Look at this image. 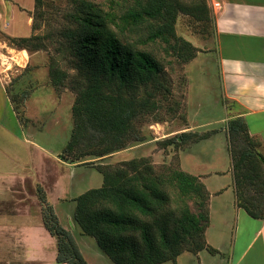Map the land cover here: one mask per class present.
Instances as JSON below:
<instances>
[{
	"label": "trees",
	"instance_id": "16d2710c",
	"mask_svg": "<svg viewBox=\"0 0 264 264\" xmlns=\"http://www.w3.org/2000/svg\"><path fill=\"white\" fill-rule=\"evenodd\" d=\"M42 3L35 0L33 29L37 17H43ZM72 4L65 15L69 23L59 35L75 73L53 68L50 77L55 87L68 86L76 94L74 127L63 154L76 163L87 157L102 159L144 141L139 125L151 115H160L164 98L159 96L169 89L165 65L157 54L163 51L180 63L190 62L198 49L177 35L178 17L185 14L202 22L211 21L213 15L207 0L190 4L108 0L107 9L91 0H72ZM39 40L24 37L13 43L33 50L41 49ZM228 125L232 137L242 133L250 144L232 157L238 205L250 216L264 218L252 196L264 190V156L255 148L262 143L250 135L243 117H233ZM207 135L186 131L165 140L163 146L180 140L200 142ZM98 170L102 187L73 200L74 220L82 235L95 239L114 264H176L184 253H218L206 238L211 194L200 177L164 168L158 173L145 159ZM41 202L43 224L57 240L56 261L89 264L53 206L45 197Z\"/></svg>",
	"mask_w": 264,
	"mask_h": 264
},
{
	"label": "rangeland",
	"instance_id": "374dc122",
	"mask_svg": "<svg viewBox=\"0 0 264 264\" xmlns=\"http://www.w3.org/2000/svg\"><path fill=\"white\" fill-rule=\"evenodd\" d=\"M9 1L12 3L9 7L12 14L0 21L1 196L14 195L5 186L9 183L15 182L17 186L25 180L28 182L27 190L33 193L36 183L42 186L56 183V188L51 193V199L56 204L55 210L64 228H74L70 218L74 214L75 203H58L57 199L61 197L70 200L90 189L102 187L103 176L98 169L104 166L120 167L133 159H145L158 173L163 168L164 171L181 170L200 177L203 183L202 177L211 175L207 172L225 170V174L212 175L206 182L212 192L228 186L231 182L229 168L234 178L233 154L239 156L250 144L242 133L234 138L229 131L228 124L238 110L234 109V102L231 100L221 101L214 17L213 21L200 22L189 15H179L177 35L190 41L198 52L188 63H180L163 51L157 54L165 65L166 86L169 89L159 96L164 98V101L160 99V115H151L139 125L144 141L132 143L130 147L102 159L87 157L80 162L71 163L63 154L74 127L72 107L76 94L68 86L55 87L50 72L54 68L66 71L69 75L75 73L70 66L66 43L59 35L69 23L65 15L73 9L72 0H42L40 11L43 17H37L35 29L34 9L28 15L16 3V9L12 10L15 0ZM91 1L100 8L108 7V0ZM182 1L190 4L200 0ZM32 3L34 7V0H22V6L27 10ZM209 9L214 12V7ZM24 37L40 38L41 49H22L17 43H13L14 39ZM21 52H27L29 56L23 66L13 61L15 54ZM7 70H11L10 75ZM186 131L208 135L200 142L180 140L166 148L163 146L165 140ZM255 148L263 155L261 144ZM263 191L252 193L255 208L260 213L264 212ZM36 194L41 206L44 197L48 201L44 188L37 187ZM227 195L216 196L210 208L213 225L209 230V239L215 245L220 244L219 246L224 244L222 238L231 240L237 228V216H234ZM45 210H50L48 204ZM243 224L242 221L240 226L243 227ZM76 227L78 230L74 228L72 232L79 240L80 228ZM85 238L95 241L90 237ZM1 257V264H11L13 261V254L8 252H2ZM180 264L200 262L191 253H186L181 257ZM202 264H227V261L223 255L213 256L205 251L202 254Z\"/></svg>",
	"mask_w": 264,
	"mask_h": 264
},
{
	"label": "crops",
	"instance_id": "0c3cea01",
	"mask_svg": "<svg viewBox=\"0 0 264 264\" xmlns=\"http://www.w3.org/2000/svg\"><path fill=\"white\" fill-rule=\"evenodd\" d=\"M10 2L0 0V21L12 14L9 8L12 4ZM207 2L210 8L211 6L213 8L215 2L220 3V9H213L212 15L216 20L217 28L221 101L229 99L234 102V109L238 110L234 118L245 119L250 135L261 141L264 156V0H207ZM16 3L28 15L34 9L33 3L27 10L22 6V0H15L12 10L16 9ZM28 18L31 20L30 16ZM6 25L9 26V23ZM228 48L230 50H226ZM7 71L10 75L11 70ZM229 171L231 182L228 186H222L214 192L209 189L206 180L212 175L225 174V170L207 172L211 175L203 176L202 179L211 194L210 208L216 196L228 194L230 207L233 209L234 216H237V228L231 240L224 237L223 245H215L209 239V230L213 225L211 209L210 227L206 232L207 242L218 251L212 255H223L227 264H264V218H254L238 205L231 168ZM27 183L25 180L17 186L15 182L8 185L3 183L14 195H9L10 197L0 195V264L2 252L13 254L14 263L11 261V264H61L56 261L57 240L43 224L42 206L36 194L37 187L44 188L48 201L55 210L56 204L51 199V193L52 189L56 188V183H51L52 187L49 184L42 186L36 183L34 193L27 190ZM73 199L67 200L60 197L57 202L73 203ZM56 215L62 224L57 211ZM70 220L77 229L74 214ZM242 221L243 227L240 226ZM74 228L66 229L74 232ZM78 235L79 240L75 235L74 238L89 264H114L99 248L96 241L86 239L85 237L89 238V236L82 235L81 230ZM205 251L207 250L191 255L202 264V254ZM184 254L178 258L176 264H180Z\"/></svg>",
	"mask_w": 264,
	"mask_h": 264
},
{
	"label": "bare ground",
	"instance_id": "6f19581e",
	"mask_svg": "<svg viewBox=\"0 0 264 264\" xmlns=\"http://www.w3.org/2000/svg\"><path fill=\"white\" fill-rule=\"evenodd\" d=\"M28 57L29 56L27 52L16 53L13 61L23 66L25 63H27Z\"/></svg>",
	"mask_w": 264,
	"mask_h": 264
},
{
	"label": "built area",
	"instance_id": "2783aa9c",
	"mask_svg": "<svg viewBox=\"0 0 264 264\" xmlns=\"http://www.w3.org/2000/svg\"><path fill=\"white\" fill-rule=\"evenodd\" d=\"M213 7H214V9H216V10L220 9V3L215 2V3L213 4Z\"/></svg>",
	"mask_w": 264,
	"mask_h": 264
}]
</instances>
